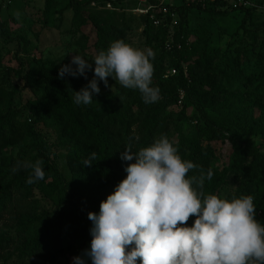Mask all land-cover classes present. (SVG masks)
Segmentation results:
<instances>
[{"label":"trees","instance_id":"trees-1","mask_svg":"<svg viewBox=\"0 0 264 264\" xmlns=\"http://www.w3.org/2000/svg\"><path fill=\"white\" fill-rule=\"evenodd\" d=\"M147 1L159 3V0ZM54 2L44 0V11L49 12ZM108 2L114 9L105 8ZM119 2L121 0H69L65 6L74 12L72 25L75 31H82L88 23L93 26L95 40L92 47L96 55L101 50L106 51L116 40L126 41L131 30L134 16H126L124 10H119L122 8ZM163 5L177 15L176 25L169 34L168 16L164 22L155 25L148 15H137L147 42L159 41L165 48L171 39L172 53L177 57L176 74L152 80L151 86L159 89V99L155 103H144L139 90L126 89L115 82L110 88L100 89L92 104L77 105L73 92L87 84L80 77L59 79L60 68L42 64L27 84L32 97L17 108L14 103L16 83L8 71L4 72L0 81V173L11 178L0 185V220L5 214L23 219L13 234L0 236V250L13 245L19 233H29L41 220L38 233L18 241L17 250L22 261L39 258L42 264H48L59 256L71 253L77 257L86 249L90 250L93 225L88 213H99L100 203L126 178L124 169L134 162L120 158L124 147L131 144L132 151L136 152L151 146L162 134L178 149L183 160L198 166L188 173L189 177L199 175L200 170L205 174L209 169L212 171L211 180L206 179L204 183L206 195L214 194L229 200L252 195L255 218L264 225V150L251 139L238 140L236 136L226 134L233 128L264 137V19L260 26L243 28L253 45L236 40L228 53L214 45L210 38L202 42L198 39L189 41L186 28L187 14L193 8L218 16L239 9L244 15L243 23L253 14L264 16V11L259 8L264 7V2L236 9L224 8L220 1L205 7L186 4L183 0L177 6ZM155 13L156 17L160 16V12L154 10ZM86 37L81 42L82 47H85ZM243 61L250 65L246 74L241 70ZM183 62L186 63L184 67ZM151 63L154 72L167 69L164 55L154 57ZM190 104L199 106L193 116L187 114ZM245 107L259 109L257 118L249 124ZM23 113L27 118L21 120ZM183 123H187L185 128ZM38 124L54 127L59 136L70 142L66 162L71 179L66 184L48 154L39 146V133L34 128ZM172 124L176 139L170 134ZM26 136L36 139L34 145L40 149L37 157L31 154L33 142L30 145L21 143ZM225 141L231 150L223 167L218 168L214 144ZM14 144H21L15 156L6 153V149ZM91 152H96L97 158L91 167H85L83 160ZM36 160L43 161L45 177L28 184L31 169L18 168V164ZM24 170H27L26 174ZM95 180L101 181L100 186L87 189ZM34 188L49 194L54 203L53 210L37 207L32 196ZM195 219L190 217L187 226L191 227ZM86 264H91V260L86 258ZM137 264H140L139 260Z\"/></svg>","mask_w":264,"mask_h":264},{"label":"clouds","instance_id":"clouds-1","mask_svg":"<svg viewBox=\"0 0 264 264\" xmlns=\"http://www.w3.org/2000/svg\"><path fill=\"white\" fill-rule=\"evenodd\" d=\"M150 48H133L124 40L111 43L92 59L80 55L59 69L58 78L84 77L93 71L87 85L74 93V103L90 105L100 93L99 82L108 87V78L126 89L139 90L144 103H155L159 89L153 87L154 67ZM72 65L76 67L73 68ZM121 159L134 161L112 194L89 212L92 221L90 250L73 258L74 264H264V225L256 217L252 195L219 198L203 191L205 180L213 173L183 160L166 135L151 146L133 152L124 147ZM97 153L91 152L83 166L91 167ZM43 161H23L18 168L31 169L26 183L43 180ZM18 170V169H17ZM196 217L191 227L190 217Z\"/></svg>","mask_w":264,"mask_h":264},{"label":"rangeland","instance_id":"rangeland-1","mask_svg":"<svg viewBox=\"0 0 264 264\" xmlns=\"http://www.w3.org/2000/svg\"><path fill=\"white\" fill-rule=\"evenodd\" d=\"M49 12L44 11V0H0V81L4 72L8 71L11 79L16 83V93L14 103L17 108L23 106L28 98L32 97V91L27 84L30 83L32 76L37 74L39 67L43 64L45 67L49 64L61 68L63 65L71 63L74 55H80L90 64L93 65L92 59L95 57V52L92 43L95 40V30L91 24L84 25L82 31H75L72 25L73 10L65 7L69 0H55ZM252 4H263L264 0H248ZM124 10L126 16H134L131 22V30L128 32L125 43L131 45L133 48L145 49L150 48L154 52V57L164 55V62L166 70L155 71L152 80L155 78H165L164 75L169 74L177 61V57L166 47L161 46L159 41L147 42L143 34V27L141 21L137 18L139 15L134 11L138 5L143 6L145 3L140 0H121L118 3ZM163 4L177 6L181 4V0H163ZM158 11V9H156ZM156 15V13H155ZM243 12L239 9L229 12L228 15L218 16L209 14L198 9H191L187 14L186 28L189 31V41L199 40L202 42L205 38H210L211 42L219 46L221 50L230 52V48L236 43V40H242L247 45H250L249 37L243 32V28H253L260 26V22L264 19L262 14H253L252 18L246 17L245 21L241 23ZM163 19L162 14L158 17ZM177 15L173 17V21L167 24L168 34L172 31L173 26L176 25ZM85 39V47L81 46V42ZM253 45V44H251ZM234 51L233 53H235ZM232 54V53H231ZM227 56V55H226ZM249 56V53H248ZM186 63L183 62L184 67ZM75 68V65H72ZM249 62L243 61L241 63L242 74H246L249 70ZM175 73V74H176ZM88 79L80 77L86 84L93 78L94 72L87 71ZM67 80L73 78L65 76ZM118 82V81H117ZM108 87H105L103 82H99L100 89H107L115 85V81L109 77ZM223 85V83L221 84ZM224 87V85H223ZM229 89L227 88L226 91ZM244 96V95H243ZM245 102L247 99H244ZM199 106L190 104L187 107L188 116H193L197 113ZM247 124L252 119L257 118L258 108L245 107ZM249 115L252 118L249 119ZM21 120L27 118L26 113L21 115ZM187 123H183L185 128ZM235 126V125H234ZM39 133L40 147L48 154L51 162L60 172L64 184L70 179L71 175L66 162V152L70 146V142L66 138L59 136L58 131L52 126H45L38 124L34 126ZM170 134L173 139H176V133L173 130V124L170 126ZM227 135H234L238 140L251 139L256 145H259L261 150H264V137L259 133H243L242 130L230 128L227 130ZM32 155L38 156L40 149L35 147L36 139L31 136L23 138L21 143L32 144ZM21 144H14L6 149V153H12L14 156ZM217 159L215 165L222 168L225 164L228 154L230 153V145L227 141L216 142ZM27 170H24V174ZM11 177H4L0 173V185L9 180ZM101 181L95 180L90 183L88 188L100 186ZM33 199L36 200L38 208H45L48 210L54 209V203L45 191L34 188ZM23 219L21 216L4 215L0 220V236H7L13 234L17 229L19 222ZM43 221L36 223L29 233L18 234L17 241L0 250V264H42L39 258L23 259L19 258V251L17 250L18 241L20 239H28L38 233L41 229L40 225ZM74 254H66L59 256L55 261L48 264H74Z\"/></svg>","mask_w":264,"mask_h":264},{"label":"built area","instance_id":"built-area-1","mask_svg":"<svg viewBox=\"0 0 264 264\" xmlns=\"http://www.w3.org/2000/svg\"><path fill=\"white\" fill-rule=\"evenodd\" d=\"M183 1L186 4L193 3L196 5H200L201 7H205L207 4L220 1V2H223V5H224L223 7L228 8V9H236L238 7L256 6L248 0H183ZM140 2L145 3V5H143V6L138 5V7H136L134 9V11L137 12L139 15H148V17L153 21V23L155 25H158L161 22H164V20L166 19V16H168L170 18V21H173V17L175 16V13L169 11L168 8H166L163 5V0H159L158 4L148 2L147 0H140ZM91 5H94V3H92ZM105 8L114 9L112 7L111 3H109V2L105 4ZM259 8L264 11V7H259ZM156 9H158V12H160L162 14V16H163L162 20H160L154 14V10H156ZM165 47L168 50H173V45H172L171 39H169L166 42ZM175 73H176L175 68H172V70L169 74L174 75Z\"/></svg>","mask_w":264,"mask_h":264}]
</instances>
